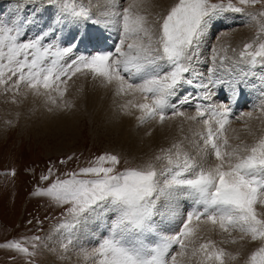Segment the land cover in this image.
<instances>
[{"label":"snow or ice","instance_id":"1","mask_svg":"<svg viewBox=\"0 0 264 264\" xmlns=\"http://www.w3.org/2000/svg\"><path fill=\"white\" fill-rule=\"evenodd\" d=\"M237 3L242 7L231 2L225 6L212 0H177L152 23L133 11L138 7L135 3L112 11L102 21L94 19L77 0H17L14 14L0 16V85L5 92L18 93L24 85L34 95L43 94V89L63 98L68 80L76 74H90L105 86L111 85L117 96L139 93L144 102L129 101L121 108L138 109L141 124L157 118L163 124L171 112V117L199 120L204 126V132L198 134L203 144L197 150L199 159L174 142L155 157L165 161L160 168L149 161L117 171L118 157L102 154L90 166L36 189L34 195L48 197L63 208L67 219L60 228L68 229L70 235L81 229L90 232L93 227L99 231L89 253L96 264H176L177 256H185L190 245L189 259L195 257L196 264H226V259H237L212 239L196 246L202 227L218 229L229 237L238 232L240 239L259 241L245 264H264V211L257 207L264 209V135L250 145L241 142L235 146L226 135L231 104L248 87L251 70L264 67V40L245 43L239 52V62L248 66L247 72H229L224 78L209 68L205 77L196 69L201 46L222 14L230 11L257 20L256 14L245 9L264 0ZM44 12L50 16L45 17ZM259 16L264 17V10ZM89 22L105 29L119 27L114 50L77 52L89 39L87 31L80 34L81 25ZM194 80L201 91L199 99L211 101L216 94L213 90L223 89L228 94L225 102L197 103L195 115L186 116L179 103H190V97L178 103L172 100ZM260 97L264 102V87ZM48 98L56 103L50 94ZM261 109L264 111V103ZM241 117L253 118V113H241L236 119ZM41 180L47 181L49 176L43 175ZM182 200L190 201L184 211L180 210ZM169 220H178V231H168ZM32 239L39 241L40 237ZM230 242L236 243V239ZM174 246L180 251L173 252ZM0 248L34 255L16 240L0 244Z\"/></svg>","mask_w":264,"mask_h":264},{"label":"rangeland","instance_id":"2","mask_svg":"<svg viewBox=\"0 0 264 264\" xmlns=\"http://www.w3.org/2000/svg\"><path fill=\"white\" fill-rule=\"evenodd\" d=\"M176 2L177 0H77L78 4H82L85 8L91 11L94 19H100L102 21L112 11H122L123 7L135 3L139 7L134 8L133 11L143 10L140 11V14L143 15L142 12H144V15L149 19L148 21H150V23H152L157 16L166 14ZM212 2L223 3L225 6L231 2L237 6H241L238 5L237 0H212ZM16 3L17 0H0V16L14 14L16 12ZM5 5L8 7H5ZM117 5H119L118 9ZM143 5H145L147 9ZM167 5L170 7L168 8ZM153 8H155V10ZM262 10H264V3H258L245 9L246 12H252L257 15V20L254 21H249L248 18L241 13H233L230 11L223 13L218 20L223 23L217 21L218 23L212 28L206 42L201 46L198 56L199 65H196V68L200 69H197V71L203 73L206 77L208 75V69L214 68L215 74L224 78H228L229 72H232L233 75H239L241 72L249 71L247 65L239 62V52L243 49L245 43L251 42L255 44L264 40V32L260 31V29L264 27V17L259 16L260 11ZM28 11L31 12L32 9L30 8ZM43 15L49 17L50 12H44ZM85 31H87L89 39L85 40V44H80V47L77 50L78 53L87 54L95 50H114L115 44L119 39L118 26H111L108 29H105L104 27H100L99 24H92L89 22L81 25L80 34L84 35ZM233 44H235V46ZM213 48L216 49L215 52L212 51ZM233 49L236 51L234 52ZM223 50L224 52L227 50L230 55L228 56V52H226L227 54L223 52V56ZM221 58H223L222 64ZM251 71L253 72V75L247 78L248 87L243 88L236 103L231 104L233 112L230 117L231 122L228 125V130L226 132L227 137H229V134L232 136L233 140L230 137V139L228 138L229 142L232 140L230 143L231 145H237L241 142L250 145L261 135H264V126L261 129H257L258 125L261 123L264 124V111L260 108L262 103H264L260 97L261 89L264 87V67L257 66ZM189 78L192 77L189 76ZM81 79L82 81H80ZM67 85V91L63 97L65 100L55 91L46 93L41 89V93H43L42 95L31 94L33 92L27 89L24 85L20 86L18 93L15 91L5 93L4 86L0 85V95L2 97L0 102L6 101L7 104L11 99L12 101L10 103H15L19 99H22L23 101V99L29 98L27 99L28 101H23L24 105H22L27 111L23 109L22 112H18L21 116L20 114L13 112L14 114L5 118L3 116L4 113H0V244L6 243L10 240H16L20 241L24 247H27L30 252H34V255L27 256L14 250L0 248V264H68L72 258L70 253L76 255L73 258H77L78 256L82 259L81 253L79 252V249H82L80 244H85L83 249H86L89 246L86 247V242L80 241V230L77 233L70 235L68 229L60 228V225H62L67 219L62 215L63 208L54 205L48 197L34 195L37 188H46L51 181L57 178H66V173L77 172L80 168L90 166V162L94 161L96 157L102 154H112L118 157L120 163L116 165L117 171H123L126 168L141 167L149 161L155 163L157 168H160L165 161H156L155 157L161 155V148H169L174 142L180 143L182 150L187 152L190 156L199 159L197 156V150L198 147H202L203 144L198 134L204 132V126L199 120L190 121L185 119V117H171V112H169V118L166 119L163 124L158 123V118L156 120H148L141 124L137 120V117L140 115L138 109L132 108L130 105L126 109L121 108V105H125L132 100L124 96H114L113 87L111 85H109V87L105 86L99 78L93 79L90 74H76L68 80ZM74 85L80 87L74 88ZM197 85L198 80H194L192 85L185 84L179 90L178 95L172 100V103H178L179 101H182L185 96L190 97V103H179V109L183 111L186 116L195 115V105L197 103L202 105H215L217 103L225 102L228 95L226 91L220 89L217 90V93L211 101L201 100L199 99L201 91ZM61 87L65 86L62 85ZM81 87L83 90H81ZM73 89H76L77 92ZM78 90H80V93ZM88 90L91 92L89 93ZM23 91L25 92L24 94H22ZM213 91L216 92L215 89ZM218 91L221 92L218 94ZM3 93L7 95V98ZM49 94L56 101L55 104L49 100ZM70 96L75 100L73 98L71 99ZM69 99L72 101L74 100V102L70 103L71 100ZM77 99L79 100V103ZM139 99L140 100L132 102H144L142 98ZM66 100L69 101L67 102ZM50 101L53 106L50 104ZM27 102L32 104L30 105ZM102 102L104 104H102ZM58 103L61 104L59 105ZM65 103L68 104L66 105ZM73 103L74 106H71ZM65 106L66 108H69L68 110H72L71 113L65 109ZM106 108L109 109L107 110ZM52 111L53 114L51 113ZM250 111L253 113V118L241 117L239 120L236 119L241 113ZM34 113H36V115ZM62 114L66 118V121H72H68V123H65L66 121L57 122L55 118ZM115 114L117 115L118 120L127 119L129 127L132 128L133 126L132 130L134 133L137 132L139 135H142V137L144 136L143 139L141 138V141L139 140L137 143L139 144L137 148H140L138 152L134 153V151H137V148H135L136 146L129 144V142L128 144H125L124 142L127 141L125 140L127 138L121 135L118 130L114 131L112 127H110L111 120H116ZM69 116H71V119L68 118ZM261 118H263V120ZM171 120L172 122H170ZM253 120H255V122ZM36 121L38 122L36 123ZM256 122L259 124L257 125ZM45 124L48 125L46 126ZM166 124L168 128L173 131V134L170 133V131H166L165 135H159V133H163V131L155 130ZM52 126H55L54 129ZM232 132H236V134H233ZM237 132L239 134H237ZM231 133L235 138H233L234 136L231 135ZM170 135L173 138H171ZM152 137H159V140L155 142L157 143L156 145L155 143H152V145L151 142H148ZM166 137L169 138L167 139ZM69 157H71V159H69ZM61 161H64V163H61ZM208 162L211 163L212 159L210 158ZM49 168L52 169L51 173L49 172ZM43 175L49 176V180L42 181L41 176ZM188 204H190V201L186 206ZM257 207L258 210L264 211V209H260L259 206ZM30 221L31 223H29ZM166 223L172 226V228L168 230L169 232L178 231L179 222H177V220H169L166 221ZM224 234L225 237H223ZM232 234L233 235L229 237L227 233H221L218 229L214 230L213 235L215 238L205 233H200V240H198L199 242L197 241L196 246H198L199 243L206 242L205 240L207 239H212L217 243L218 247L221 246L226 251L228 250V253L237 256L236 260L226 259V264H245L248 255H250L251 251H254L260 246V242H253L249 237L240 239V233L238 232H233ZM55 236L65 237L67 240L63 242L56 241ZM33 237H40V240L34 241L32 239ZM219 237L227 239V244L225 243L227 247L225 244L220 243ZM232 238H236V243L233 244L230 242ZM70 239L72 240V243H69ZM88 239L92 238L88 237ZM237 239L239 240L238 242ZM73 242L79 243L78 248L72 247ZM34 243L36 244L35 248L32 247ZM62 245H66V247H63ZM191 247L192 246L190 245L188 253L185 254L186 256H177L176 264H196L195 257L189 259L191 255ZM172 251L179 252L180 249L178 246H174ZM72 252H77V254ZM185 257L188 259L186 258V260H184Z\"/></svg>","mask_w":264,"mask_h":264},{"label":"bare ground","instance_id":"3","mask_svg":"<svg viewBox=\"0 0 264 264\" xmlns=\"http://www.w3.org/2000/svg\"><path fill=\"white\" fill-rule=\"evenodd\" d=\"M138 1V0H137ZM154 1V0H153ZM172 2V1H171ZM150 4V3H149ZM140 5V4H139ZM160 5V4H159ZM168 5H169V3H168ZM167 5V6H168ZM7 5H5V7H6ZM143 6H145V5H143ZM152 6V5H151ZM8 7V6H7ZM139 7V6H138ZM159 7V6H158ZM162 7V6H161ZM166 7V6H165ZM170 6H168V8H169ZM141 8V7H140ZM145 8H146V6H145ZM160 8V7H159ZM167 8V7H166ZM147 9V8H146ZM154 10H155V8H153ZM164 9V8H163ZM134 10V9H133ZM136 10V9H135ZM138 10V9H137ZM166 10H168V9H166ZM140 11H143V10H140ZM139 11V12H140ZM146 11V10H145ZM152 11V10H151ZM151 11H149V12H151ZM159 11V10H158ZM164 11H165V9H164ZM147 12V11H146ZM141 13V12H140ZM143 13V15H144V12H142ZM148 13V12H147ZM155 13V12H154ZM166 13V12H165ZM148 14H150V13H148ZM158 14H160V13H158ZM2 15V14H1ZM154 15V14H153ZM5 16V15H4ZM155 16V15H154ZM151 19V18H150ZM149 20V19H148ZM227 21V20H226ZM230 21H232V20H230ZM229 21V22H230ZM150 22V21H149ZM218 22H220V21H218ZM218 22H216V23H218ZM225 22V21H224ZM215 23V24H216ZM220 23H223V22H220ZM100 27H102L101 25H99ZM111 27V26H110ZM112 30V29H111ZM110 30V31H111ZM244 32V31H243ZM242 36V35H241ZM112 37V36H111ZM85 44V43H84ZM109 44V43H108ZM234 46H235V44H233ZM111 46V45H110ZM229 46H230V44H229ZM106 47V46H105ZM107 49V48H106ZM102 50V49H101ZM104 51V50H103ZM224 52V50L222 51V53ZM226 52H228L227 50H226ZM226 52H224V53H226ZM224 53H223V56H224ZM227 54V53H226ZM230 55V53L228 52V56ZM235 55V54H234ZM234 55H233V57H234ZM232 56V55H231ZM227 57V56H226ZM232 57V58H233ZM228 59V58H227ZM230 59V58H229ZM231 60V59H230ZM233 60V59H232ZM228 61V60H227ZM202 62V61H201ZM228 62H230V61H228ZM231 63V62H230ZM233 63V62H232ZM227 64V63H226ZM198 65H199V63H198ZM229 65H231V64H229ZM230 67H232V66H230ZM196 69H200V68H196ZM228 69H229V67H228ZM230 70V69H229ZM233 71V70H232ZM224 73H226L225 71H223ZM232 73V72H231ZM84 80V79H83ZM80 81H82V79L80 80ZM79 81V82H80ZM95 81V80H94ZM98 81V80H97ZM93 83V82H92ZM72 84V83H71ZM73 85V84H72ZM81 85H82V82H81ZM85 85V84H84ZM68 86V85H67ZM75 87L74 88H77V87H80V86H76V85H74ZM102 86V85H101ZM260 86V85H259ZM73 87V86H72ZM85 87V86H84ZM95 87V86H94ZM109 87V86H108ZM247 88V87H246ZM5 89V88H4ZM70 89V88H69ZM78 89H80V88H78ZM91 89V88H90ZM193 89V88H192ZM3 90V89H2ZM74 90V89H73ZM81 90H83L82 89V87H81ZM28 91V90H27ZM75 92H77L76 91V89L74 90ZM80 90H78V92H79ZM89 91V93L91 92L90 90H88ZM5 92V91H4ZM22 92V91H21ZM70 92V91H69ZM85 92V91H84ZM221 91H218V94L220 93ZM6 93V92H5ZM25 92L23 91V93L22 94H24ZM71 93H72V89H71ZM80 93V92H79ZM88 93V94H89ZM93 93V92H92ZM216 93H217V90H216ZM248 93V92H247ZM4 94V93H3ZM2 94V95H3ZM8 94V93H7ZM28 94V93H27ZM31 94H33V93H31ZM52 94V93H51ZM70 94V93H69ZM97 94V93H96ZM102 94V93H101ZM5 95V94H4ZM3 95V96H4ZM42 95V94H41ZM71 95V94H70ZM75 95V94H74ZM84 95V94H83ZM82 95V96H83ZM90 95V94H89ZM6 96V98H7V95H5ZM14 96V95H13ZM12 96V97H13ZM28 96H29V94H28ZM53 96V95H52ZM55 96V95H54ZM65 96V95H64ZM77 96V95H76ZM76 96H75V98H76ZM114 96H116L115 95V93H114ZM256 96V95H255ZM0 97H1V95H0ZM15 97V96H14ZM30 97V96H29ZM56 97V96H55ZM68 97V96H67ZM78 97H81V96H78ZM83 97H85V96H83ZM96 97V96H95ZM101 97V96H100ZM118 97H123V96H118ZM117 97V98H118ZM124 97H127V98H129L130 100H132V101H137V100H140L139 98H142L141 96H140V94L139 93H136V94H133V95H128V96H124ZM5 98V99H6ZM21 98V97H20ZM26 98V97H25ZM66 98V97H65ZM69 98V97H68ZM70 98H71V96H70ZM73 98V97H72ZM71 98V99H72ZM116 98V99H117ZM1 100H2V97L0 98ZM9 99V98H8ZM15 99H17V98H15ZM27 99H29V98H27ZM27 99H23V101H26ZM64 99V98H63ZM67 99V98H66ZM71 99H69V100H71ZM74 99V98H73ZM81 99H85V98H81ZM95 99V98H94ZM97 99V98H96ZM254 99V98H253ZM4 100V99H3ZM39 100V99H38ZM65 100V99H64ZM68 100V101H69ZM75 100V99H74ZM74 100L72 101H70V103L71 102H74ZM78 100V99H77ZM79 100H80V98H79ZM79 100H78V103H79ZM102 100V99H101ZM12 100L10 99V101H9V103H7L6 104V101L5 102H3V101H1L0 102V113L1 112H3L4 113V117L5 118H7V117H9V116H11V114H14V113H18V112H22V110L24 109V107L22 106V105H24L23 104V101H22V99H19L17 102H15V103H10ZM28 101V100H27ZM30 101V100H29ZM44 101H45V98H44ZM61 101V100H60ZM67 101V100H66ZM65 101V102H66ZM67 101V102H68ZM107 101V100H106ZM259 101V100H258ZM257 101V102H258ZM39 102H42V101H39ZM49 102V101H48ZM76 102V101H75ZM109 102H111V101H109ZM26 103V102H25ZM28 103V102H27ZM69 103V104H70ZM77 103V102H76ZM88 103V102H87ZM28 104H30V103H28ZM32 104V103H31ZM30 104V105H31ZM43 104V103H42ZM48 104V103H47ZM50 104H51V101H50ZM59 105L61 104V103H58ZM66 104V103H65ZM68 104V103H67ZM66 104V105H67ZM80 104H81V102H80ZM84 104V103H83ZM90 104H92V103H90ZM102 104H104L103 102H102ZM110 104V103H109ZM231 104V103H230ZM260 104V103H259ZM52 105V104H51ZM75 105H78V104H75ZM82 105V104H81ZM111 105V104H110ZM254 105H256V104H254ZM261 105V104H260ZM28 106V105H27ZM53 106V105H52ZM71 106H74V103L73 104H71ZM80 106V105H79ZM79 106H77V107H79ZM233 106V105H232ZM246 106H248V105H246ZM259 106V105H258ZM29 107V106H28ZM58 107H60V106H58ZM63 107V106H62ZM84 107H86V106H84ZM106 107H108V106H106ZM47 108H48V105H47ZM70 108H72V107H70ZM188 108V107H187ZM249 108V107H248ZM252 108V107H251ZM255 108V107H254ZM260 108H261V106H260ZM27 109H29V108H27ZM38 109V108H37ZM57 109V108H56ZM65 109H67V111H70V113H71V111L72 110H68L69 108L67 107L66 108V106H65ZM107 110L109 109V108H106ZM111 109V108H110ZM253 109V108H252ZM7 110V111H6ZM25 111H27L26 109H24ZM31 110V109H30ZM45 110V109H44ZM63 110V109H62ZM113 110V109H112ZM33 111V110H32ZM40 111V110H39ZM42 111H43V109H42ZM74 111H76V110H74ZM14 112V113H13ZM24 112V111H23ZM245 112V111H244ZM52 114H53V111L51 112ZM67 113V112H66ZM235 113V112H234ZM239 113V112H238ZM18 114H20V113H18ZM26 114V113H25ZM35 115H36V113H34ZM56 114V113H55ZM68 114V113H67ZM255 114V113H254ZM24 115V114H23ZM74 115V114H73ZM20 116H21V114H20ZM56 116V115H55ZM74 116H76V115H74ZM115 116H116V120L114 121V120H111L112 122L110 123V127H112V129L114 130V131H119L120 132V134L121 135H123V136H125L127 139H125V140H127V141H125L124 143L125 144H128V142H129V144H132V145H135L136 147L135 148H137L138 147V145L139 144H137L138 142H139V140L142 138L143 139V137H142V135H139L137 132H133V130H132V128H133V126H132V128L131 127H129V122H128V120L127 119H120V120H118V117H117V115L115 114ZM54 117V116H53ZM71 116H69L68 118H70ZM79 117H80V115H79ZM79 117H78V119H79ZM85 117V116H84ZM95 117V116H94ZM23 118V117H22ZM45 118V117H44ZM52 118V117H51ZM92 118V117H91ZM23 119H25V118H23ZM33 119V118H32ZM56 120H57V122H63V121H66V118L63 116V114L62 115H59L58 117H56L55 118ZM71 119V118H70ZM97 119V118H96ZM110 119V118H109ZM262 120H263V118H261ZM39 120H41V119H39ZM44 120V119H43ZM68 120V119H67ZM76 120V119H75ZM104 120H105V118H104ZM45 121V120H44ZM68 121H72V120H68ZM68 121H66L65 123H68ZM254 122H255V120H253ZM257 121V120H256ZM38 121H36V123H37ZM46 122V121H45ZM105 122V121H104ZM170 122H172V120L170 121ZM188 122V121H187ZM250 122H252V121H250ZM44 123V122H43ZM49 123V122H48ZM53 123H54V121H53ZM249 123V122H248ZM257 123V122H256ZM256 123H254V124H256ZM41 124V123H40ZM50 124V123H49ZM55 124V123H54ZM102 124V123H101ZM259 123H257V125H258ZM46 126L48 125V124H45ZM69 125H70V123H69ZM108 125V124H107ZM250 125V124H249ZM252 125V124H251ZM182 126V125H181ZM184 126V125H183ZM186 126V125H185ZM264 126V124L263 123H261L260 125H258L257 127V129H261L262 127ZM53 127V126H52ZM55 127V126H54ZM54 127H53V129H54ZM254 127V126H253ZM256 127V126H255ZM255 129V128H254ZM253 129V130H254ZM32 130H33V128H32ZM163 131V133H159V135H161L162 134V136L163 135H165L166 134V131H170V133H172L173 134V131H171L169 128H168V126H167V124L166 125H163L161 128H159V129H156L155 131ZM36 131V130H35ZM42 131V130H41ZM113 132V131H112ZM111 132V133H112ZM229 133H230V131H229ZM228 133V134H229ZM233 134H236V132L234 133V132H232ZM231 133V135H233ZM240 133H242V132H240ZM261 133H263V132H261ZM237 134H239L238 132H237ZM254 134V133H253ZM252 134V135H253ZM127 135V136H126ZM175 135V134H174ZM189 135V134H188ZM191 135V134H190ZM241 135V134H240ZM245 135V134H244ZM255 135V134H254ZM171 136V135H170ZM176 136H177V134H176ZM234 136V135H233ZM239 136V135H238ZM165 137V136H164ZM178 137V136H177ZM176 137V138H177ZM193 137V136H192ZM191 137V138H192ZM229 137L232 139V136H230V134H229ZM228 137V138H229ZM161 138V137H160ZM167 138V137H166ZM169 138V137H168ZM167 138V139H168ZM171 138H173L172 136H171ZM175 138V137H174ZM188 138V137H187ZM229 138V139H230ZM233 138H235V136L233 137ZM238 138V137H237ZM236 138V139H237ZM253 138H254V136H253ZM186 139V138H185ZM189 139V138H188ZM159 140V137L158 138H150L149 140H148V142H151V144L152 143H155L156 141H158ZM178 140V139H177ZM177 140H173V141H177ZM233 140V139H232ZM232 140L229 142V143H231L232 142ZM239 140V139H238ZM250 140V139H249ZM123 141V140H122ZM141 141V140H140ZM186 141V140H185ZM193 141V140H192ZM191 141V142H192ZM235 141V140H234ZM251 141V140H250ZM187 142V141H186ZM240 142V141H239ZM167 143V142H166ZM247 143H249V142H247ZM121 144V143H120ZM157 143H155V145H156ZM192 144V143H191ZM234 144H235V142H234ZM124 145V144H123ZM141 145V144H140ZM153 145V144H152ZM146 146V145H145ZM165 146H167V145H165ZM233 146H235V145H233ZM124 147V146H123ZM152 147V146H151ZM160 147V146H159ZM142 148V147H141ZM148 148V147H147ZM150 148V147H149ZM123 149V148H122ZM140 149V148H139ZM139 149L137 148V151H134V153L135 152H138L139 151ZM151 149V148H150ZM158 149V148H157ZM187 203H189V201L188 200H182L181 201V203H180V210L181 211H184V209H185V206H186V204ZM177 222H178V220H177ZM172 228V226L168 229V230H170ZM217 230V229H216ZM219 231V230H218ZM200 233H205V234H207V235H209V236H211V237H214V231H208V229H207V227H202V231L200 232ZM217 233V232H216ZM79 234H80V236H81V240L80 241H82V242H86V249H83V246L85 245L84 243H82V245L80 244V246L82 247V249L80 248L79 249V252L81 253V257H82V259L80 258V257H78L77 256V258H73L74 256H76V255H72L71 253H70V256L72 257L71 258V260L68 262V264H96V258H94V257H92V256H90L89 255V253H90V251H91V249L95 246V244H96V242L97 241H95V240H98V238H99V231L95 228V227H93L92 229H91V231L90 232H85L83 229H81L80 231H79ZM233 235V234H232ZM88 237H91L92 239H88ZM223 237H225V234L223 235ZM215 238V237H214ZM220 238V237H219ZM204 239H207V238H204ZM236 239V238H235ZM239 239V238H238ZM237 239V242L239 241ZM247 239V238H246ZM55 240L56 241H60V242H63V241H66L67 240V238H65V237H57V236H55ZM200 240V239H199ZM215 240V239H214ZM206 241V240H205ZM223 241V242H222ZM226 241H227V239L226 238H220V243L221 244H225L226 243ZM199 242V241H198ZM57 243H59V242H57ZM69 244V243H68ZM227 244V243H226ZM225 244V245H226ZM230 244V243H229ZM234 244V243H233ZM78 245H79V243L78 242H73V245H72V247L73 248H78ZM198 245V244H197ZM257 245V244H256ZM221 247V246H220ZM226 247H227V245H226ZM58 249V248H57ZM229 249V248H228ZM61 250V249H60ZM226 251V250H225ZM228 251V250H227ZM226 251V252H227ZM69 252V251H68ZM72 253H76L77 254V252H72ZM188 253V252H187ZM68 254V253H67ZM186 256V255H185ZM181 257V256H180ZM186 258L187 257H185V259L184 260H186ZM188 259V258H187ZM195 259V258H194ZM179 261V260H178ZM181 261V260H180ZM183 261V260H182ZM88 262H90V263H88ZM188 262V261H187ZM192 262V261H191ZM182 264V263H181ZM185 264V263H184ZM189 264V263H188Z\"/></svg>","mask_w":264,"mask_h":264}]
</instances>
